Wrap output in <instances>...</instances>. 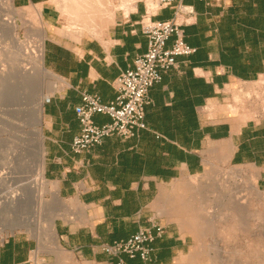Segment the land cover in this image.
<instances>
[{"label":"crops","instance_id":"1","mask_svg":"<svg viewBox=\"0 0 264 264\" xmlns=\"http://www.w3.org/2000/svg\"><path fill=\"white\" fill-rule=\"evenodd\" d=\"M12 1L20 8L42 5L49 26L44 61L57 84L44 105V176L73 207L69 219L56 224L60 243L84 263L118 264L102 247L152 227L161 189L204 173L214 160L259 170L264 190V0H185L193 15L176 16L173 8L152 13L155 21L183 25L196 53L178 58V68L151 88L147 130L130 140L107 138L81 154L72 150L80 133L75 108L84 94L106 105L116 100L115 80L148 51L139 23L150 10L141 4L129 14L120 11L101 38L76 40L60 33L50 0ZM94 122L102 126L111 119L96 115ZM166 228L152 244V262L124 255L125 264H189V242ZM35 250L28 236H0V264H31ZM193 259L190 264H198Z\"/></svg>","mask_w":264,"mask_h":264},{"label":"rangeland","instance_id":"2","mask_svg":"<svg viewBox=\"0 0 264 264\" xmlns=\"http://www.w3.org/2000/svg\"><path fill=\"white\" fill-rule=\"evenodd\" d=\"M6 1L0 0V16L13 15L19 24L18 33L21 44L23 42L24 45H15L11 40H6L4 47L7 53L4 51L0 54V76L6 80L0 84L4 86H0L3 89L0 88L2 91H0V178L5 172L6 175L12 172L7 186L0 187V201L8 197L9 193L19 191L18 193H24L26 196L27 204L21 215L22 221L26 224L6 229L0 226L3 229L0 236L23 234L31 238L36 245L31 264H86L72 250L62 246L56 226V235L53 236L50 232L51 220L58 224L59 220L69 219L70 207L68 201L60 195L58 201L54 198L51 190L54 186L57 187L56 184L47 181L48 188L40 189L37 180L35 182L32 176L35 159L32 160L33 148L30 144L35 143L32 135L34 127L29 124V118L26 117L29 116L32 99L28 98L29 92L27 91L28 94L23 92L22 87L15 81L17 64L26 65L31 70L35 67V60L30 58L36 55L40 41L39 32L46 30L48 36L49 26L37 14L35 15L36 6L40 5L23 8L15 6L16 11L11 14ZM56 1L57 4L60 3L58 5L60 7L53 6L52 9L58 11L59 19L65 12L67 1ZM61 1L65 5H61ZM73 1L75 0H69L73 4H70L73 10L68 16V21L75 27L90 26L91 29H95V35L92 37L101 36L110 25V14L116 16L120 11L129 13L141 4H146L151 13H155L158 8L156 0H128L126 1L128 7L125 8L120 7V0H111L114 6L110 13H107L104 9L102 12L97 8L98 1L105 0H79V4L90 5L92 10L77 7ZM88 16L92 17L93 24L90 23ZM57 26L58 28L61 26L59 21ZM44 65L49 70L45 61ZM40 83L43 88L41 96L46 101L55 94L56 82L50 77H42ZM40 127L42 128V122ZM23 161L26 163L23 164ZM259 182V170L246 165L235 166L225 161L214 160L204 173L176 181L161 189L156 203L152 206L158 218L154 221L164 227L165 232L168 225L176 229L177 235L181 232L182 237L189 242L190 251L193 253L197 251L198 256L195 257L198 264H264V190L260 188ZM254 184H257L258 191L253 187ZM56 244L60 250L54 249Z\"/></svg>","mask_w":264,"mask_h":264},{"label":"built area","instance_id":"3","mask_svg":"<svg viewBox=\"0 0 264 264\" xmlns=\"http://www.w3.org/2000/svg\"><path fill=\"white\" fill-rule=\"evenodd\" d=\"M185 0H156L157 9L173 8L176 16L181 13L193 15L194 9L183 5ZM208 5H219L223 0H202ZM151 12L141 19L140 31L149 40L146 54L136 58L134 67L120 74L114 87L117 98L111 104H103L99 97L84 94L82 103L75 108L80 124V133L72 144V150L81 154L102 145L105 139L119 137L130 140L147 130L146 108L152 103L150 90L163 80V75L178 68V58L190 57L196 49L185 41L183 25L173 21H155ZM174 38L173 46L167 43ZM48 97L44 104L49 103ZM96 115L107 116L111 122L98 126L94 122ZM165 235V228L154 223L152 227L141 229L127 240L102 247V252L119 259L118 264H125L122 256L130 259L140 258L144 263L152 262L154 249L152 244Z\"/></svg>","mask_w":264,"mask_h":264},{"label":"bare ground","instance_id":"4","mask_svg":"<svg viewBox=\"0 0 264 264\" xmlns=\"http://www.w3.org/2000/svg\"><path fill=\"white\" fill-rule=\"evenodd\" d=\"M67 1V2H66ZM66 5L64 4V2L62 3L61 1V5L64 4L65 5V12H63V15L62 17L60 18V23L59 25L61 24L60 26V33H63L65 34L64 36L68 35V36H72V38L76 39V40H80L82 37L86 36V35H89V36H93L95 35L94 32H96L95 29H91L90 26H86L85 28H80V27H75L73 25L72 22L68 21V16L70 15L71 11L73 10V8L71 9L70 6H72L73 4L71 2H69V0H66ZM128 0H120V7H128L126 4L128 2H126ZM133 1V0H132ZM7 7H8V10L11 14H13L12 12H15L16 11V8L13 4V1L12 0H7ZM57 1L56 0H50L49 4L51 6H55L57 8H59L60 6H58L59 4L56 3ZM60 2V1H59ZM77 7H80V8H85V9H91L92 10V7H90V5H81L79 4L80 1L79 0H75L73 1ZM137 2V1H136ZM154 2H152V6L154 5L153 4ZM156 3V2H155ZM72 4V5H70ZM113 3L111 2V0H105L104 2L103 1H98V5H97V8L102 12H103V9H104V12L106 11L107 13H110V10L112 9V7L114 5H112ZM131 4V3H130ZM129 4V5H130ZM158 5V4H157ZM119 7V8H120ZM63 8V9H64ZM71 10H70V9ZM108 8V9H107ZM121 8V9H123ZM154 8V7H153ZM36 10L34 12L35 15L37 14V16L42 20L43 19V15H42V12H43V7L42 5L41 6H36L35 8ZM127 9V8H126ZM129 9V8H128ZM131 9V8H130ZM61 10V9H60ZM108 10V11H107ZM99 11V12H100ZM126 11V10H125ZM128 11V10H127ZM132 11H134V8L132 9ZM69 12V13H68ZM106 13V14H107ZM128 13V12H127ZM130 13V12H129ZM128 13V14H129ZM126 14V16L128 15ZM115 14H110L109 15V20L112 22H114L115 18H114ZM89 18V21L91 24H93V21H92V17L88 16ZM101 19V18H100ZM99 19V20H100ZM108 19V18H107ZM98 20V19H97ZM103 20V18H102ZM101 20V21H102ZM108 20V21H109ZM109 21V22H110ZM110 23V25H111ZM115 23V22H114ZM113 23V24H114ZM99 24V23H98ZM107 24V23H106ZM101 25V23H100ZM103 25V24H102ZM101 27V26H100ZM18 29H19V24L17 23V20L12 16L10 15H4L3 17L0 16V54L2 52H6L7 51L5 50L6 47H4V43L6 40H11L12 41V44H15V45H22L21 44V40H20V37H19V33H18ZM43 29V28H42ZM59 29V28H58ZM59 31V30H58ZM39 36H40V41L38 42V49H37V52H36V55L33 56V58H30V59H34L35 60V67H33L34 69V72L29 68L27 67L26 65H18L15 66V81H17V84L20 85L23 89V92H29V97L30 99V102L32 101V104L30 103V106L32 105V107L30 108L29 110V116H26L29 118V124H31V126L34 127V130H33V133L32 135L34 136V144H30L32 145V156L34 157L32 160L35 159V162H34V169H33V177L35 179V182L37 180V184L39 185L40 189H47L49 184L47 183V180L44 176V172H45V146H44V133H43V129L40 127L41 126V122L43 120V117H44V102L45 100L42 98L43 96L42 95V83H40V78H52L55 80V88L56 89V84H57V79H56V76L49 70H47L45 68V65H44V59H45V41L47 39V31L46 30H43L41 32H39ZM59 33V32H58ZM62 35V34H61ZM98 36V35H96ZM101 36L99 37H94V38H101ZM7 42V41H6ZM24 45V44H23ZM27 45V44H26ZM28 46H30L28 44ZM19 47V46H17ZM16 48V47H15ZM22 48V47H21ZM31 48V47H30ZM20 49V48H19ZM21 50V49H20ZM28 50V49H27ZM9 51V50H8ZM13 51V50H12ZM35 51V49H34ZM13 53V52H12ZM21 53V52H20ZM26 53V52H25ZM28 54V52H27ZM35 54V53H34ZM20 55V54H19ZM18 55V56H19ZM13 56V55H12ZM10 57V56H9ZM17 57V55H16ZM29 58V57H28ZM15 59V58H14ZM17 59V58H16ZM34 63V62H33ZM32 68V67H31ZM1 69V68H0ZM4 70V69H3ZM5 75V73H4ZM2 74V76H4ZM5 78H7V76H4ZM0 84L2 83L1 81H6V80H3V77L0 76ZM8 80V79H7ZM42 80V79H41ZM264 81V79H263ZM8 82V81H7ZM263 84V83H262ZM261 85V83H260ZM1 87H4L2 85H0ZM0 87V88H1ZM260 87V86H259ZM1 90H3L1 88ZM0 90V91H1ZM2 92V91H1ZM5 92V91H4ZM27 92V94H28ZM1 94V93H0ZM26 94V93H25ZM3 95V94H2ZM257 95V94H256ZM1 97V96H0ZM247 100V99H246ZM24 121V119H23ZM28 124V125H29ZM32 132V131H31ZM29 134V133H28ZM31 135V134H30ZM17 138V137H16ZM33 140V139H32ZM25 142V141H24ZM31 142V141H30ZM26 144V143H25ZM27 146V145H26ZM31 150V149H29ZM28 151V150H27ZM25 152V151H24ZM30 156V155H29ZM31 157V156H30ZM32 158V157H31ZM30 159V158H29ZM22 161V160H21ZM30 161V160H29ZM28 161V162H29ZM19 162V161H18ZM25 161H23V164H24ZM32 162V161H31ZM26 163V162H25ZM13 164V163H12ZM15 164V163H14ZM27 165V164H26ZM26 165H24L25 167H27ZM23 166V167H24ZM15 167V166H14ZM30 167V166H29ZM10 170V168H9ZM21 171V170H20ZM32 171V170H31ZM9 172V171H8ZM4 173V172H3ZM6 173V172H5ZM0 178V187H6L8 182H9V178L11 177L10 174L12 175V172H9V174H5ZM15 173V172H14ZM253 187L258 191V186L257 184H254ZM16 192V191H14ZM19 191H17L16 193H9L8 194V197H4L5 199L3 201H0V226H3L5 227L4 229H6V227H12V228H16V227H22L24 224H26L24 221H22V218H21V215L24 213L25 209H26V204H27V198L25 195L23 194H20L18 193ZM51 192L53 193L54 195V198L56 199V201H58L59 199V193H58V188L56 186H54V188L51 190ZM30 193V192H29ZM28 193V194H29ZM12 194V195H10ZM27 194V195H28ZM26 199V200H25ZM239 204V203H238ZM242 204V203H241ZM244 205V204H243ZM28 206V205H27ZM75 209V208H74ZM85 209V208H84ZM70 211L73 210V207H70L69 208ZM82 211V210H81ZM77 212V211H76ZM74 213V212H73ZM81 213V212H80ZM85 213V212H84ZM55 226H56V222L55 220H51V229H50V232L53 236L56 235V230H55ZM0 232H3V229L0 228ZM262 247V246H261ZM59 245L56 244L54 246V249L57 250L59 249ZM60 250V249H59ZM262 253V252H261ZM192 255V254H191ZM190 255V256H191ZM195 255L198 256V253L197 251L193 253V255L191 256L192 258H196ZM216 255V254H215ZM217 256V255H216ZM218 256H220V251L218 253ZM257 257V256H256ZM190 258V257H189ZM192 258H190L191 261H189V264L190 262L192 263L194 261V259L192 260ZM215 258V257H214ZM215 260V259H214ZM253 260V259H252ZM196 261V259H195ZM254 261V260H253ZM260 261V260H259ZM263 262V261H262ZM223 263V262H222ZM196 264V262L194 263ZM215 264V263H214ZM252 264V263H251Z\"/></svg>","mask_w":264,"mask_h":264}]
</instances>
